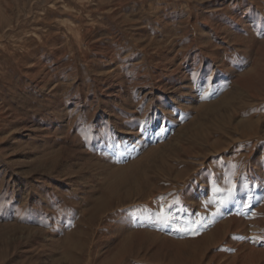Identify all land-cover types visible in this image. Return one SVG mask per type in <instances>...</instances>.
Masks as SVG:
<instances>
[{"label":"rangeland","instance_id":"1","mask_svg":"<svg viewBox=\"0 0 264 264\" xmlns=\"http://www.w3.org/2000/svg\"><path fill=\"white\" fill-rule=\"evenodd\" d=\"M0 264H264V0H0Z\"/></svg>","mask_w":264,"mask_h":264}]
</instances>
